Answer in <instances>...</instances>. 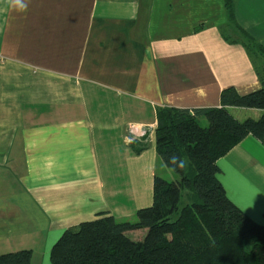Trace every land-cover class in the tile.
Returning a JSON list of instances; mask_svg holds the SVG:
<instances>
[{
  "label": "crops",
  "instance_id": "1",
  "mask_svg": "<svg viewBox=\"0 0 264 264\" xmlns=\"http://www.w3.org/2000/svg\"><path fill=\"white\" fill-rule=\"evenodd\" d=\"M231 1L264 50V0ZM24 2L0 0V255L30 250L31 264H50L67 229L151 205L158 107H219L226 88L256 91L264 56L224 39H243L224 0ZM130 126L146 132L140 154ZM217 166L230 202L264 226V141L247 136Z\"/></svg>",
  "mask_w": 264,
  "mask_h": 264
},
{
  "label": "trees",
  "instance_id": "2",
  "mask_svg": "<svg viewBox=\"0 0 264 264\" xmlns=\"http://www.w3.org/2000/svg\"><path fill=\"white\" fill-rule=\"evenodd\" d=\"M228 26L243 39L250 56L263 48L236 23L234 4L224 0ZM260 88L239 95L233 87L220 94V106L156 109L155 152L170 173L153 176L152 203L136 221H117L101 212L67 229L52 245L50 264H264V226L251 221L227 198L217 161L252 136L264 141V67ZM258 109L259 118L237 120L230 108ZM136 140L128 147L140 154ZM144 231L140 239L129 233ZM31 251L0 255V264H31Z\"/></svg>",
  "mask_w": 264,
  "mask_h": 264
},
{
  "label": "rangeland",
  "instance_id": "3",
  "mask_svg": "<svg viewBox=\"0 0 264 264\" xmlns=\"http://www.w3.org/2000/svg\"><path fill=\"white\" fill-rule=\"evenodd\" d=\"M159 165H161V167ZM159 165L157 166L158 168L156 170V174L161 176V177H163V178H165V179H168L169 175H170L169 171H167V169H165V167L163 166V164L161 163L160 160H159ZM165 170H166V172H168L169 175L168 174H164ZM152 181H153V179H152ZM146 196L148 197L149 203L151 204L152 203V197H153L152 184H151L150 190L147 191ZM136 212H134V214H126V216L120 215V214H116V220L119 221V222L120 221L135 222L136 221ZM136 232H138V231H136ZM134 234L135 233L133 232V235H132L133 238L136 237V235H134ZM38 262H42V259L39 258Z\"/></svg>",
  "mask_w": 264,
  "mask_h": 264
},
{
  "label": "built area",
  "instance_id": "4",
  "mask_svg": "<svg viewBox=\"0 0 264 264\" xmlns=\"http://www.w3.org/2000/svg\"><path fill=\"white\" fill-rule=\"evenodd\" d=\"M128 135H129L128 141L131 142L133 140L143 138L146 135V132L144 131V129L130 126L128 130Z\"/></svg>",
  "mask_w": 264,
  "mask_h": 264
},
{
  "label": "clouds",
  "instance_id": "5",
  "mask_svg": "<svg viewBox=\"0 0 264 264\" xmlns=\"http://www.w3.org/2000/svg\"><path fill=\"white\" fill-rule=\"evenodd\" d=\"M13 3L19 11H25L27 9V4L24 0H13Z\"/></svg>",
  "mask_w": 264,
  "mask_h": 264
}]
</instances>
